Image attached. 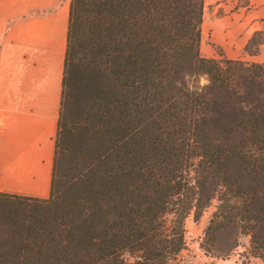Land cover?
Here are the masks:
<instances>
[{"label": "trees", "instance_id": "obj_1", "mask_svg": "<svg viewBox=\"0 0 264 264\" xmlns=\"http://www.w3.org/2000/svg\"><path fill=\"white\" fill-rule=\"evenodd\" d=\"M204 6L70 0L50 195L0 192V264H177L209 208L207 254L264 260V62L203 56Z\"/></svg>", "mask_w": 264, "mask_h": 264}, {"label": "crops", "instance_id": "obj_2", "mask_svg": "<svg viewBox=\"0 0 264 264\" xmlns=\"http://www.w3.org/2000/svg\"><path fill=\"white\" fill-rule=\"evenodd\" d=\"M54 2L0 0V192L50 195L70 16V0ZM202 30L206 56L220 57L217 46L229 59L264 62V44L246 51L264 31V0H205Z\"/></svg>", "mask_w": 264, "mask_h": 264}, {"label": "rangeland", "instance_id": "obj_3", "mask_svg": "<svg viewBox=\"0 0 264 264\" xmlns=\"http://www.w3.org/2000/svg\"><path fill=\"white\" fill-rule=\"evenodd\" d=\"M58 1L60 2L61 0ZM64 2H66V0H64ZM54 3V0H30L29 5L35 7L40 6L43 9L48 7L53 8ZM4 9L5 6H1L0 12L2 13ZM204 41L205 39L201 44L203 47L201 53L203 56H206L207 52L205 50L206 45L204 44ZM213 49L217 54H219V56H221L220 54L226 56L222 49H220L219 47L214 46ZM198 80L201 84L207 82V78L205 76L199 77ZM211 211V208L207 209L200 220H195L193 215L189 216L186 219V249L181 254L179 260L177 261V264H243V258L239 257L237 254H232L230 257L225 259L214 258L207 254L206 251L201 247V241L204 236V229L209 220ZM250 264H264V260L253 259L251 260Z\"/></svg>", "mask_w": 264, "mask_h": 264}]
</instances>
